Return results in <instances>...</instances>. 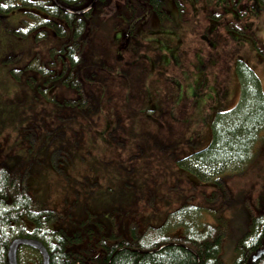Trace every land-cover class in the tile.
<instances>
[{
	"label": "rangeland",
	"instance_id": "obj_1",
	"mask_svg": "<svg viewBox=\"0 0 264 264\" xmlns=\"http://www.w3.org/2000/svg\"><path fill=\"white\" fill-rule=\"evenodd\" d=\"M119 2L100 8L78 69L90 72L83 93L60 81L39 91V72L26 65L47 63L62 38L36 40L42 26L11 32L33 24L31 14L45 16L33 6L5 15L0 161L26 174L31 196L59 213L53 227L68 230L84 222L115 226L123 236L131 225L143 232L183 203L205 207L217 190L229 233L221 258L233 264L234 237L264 207V138L244 170L226 172L220 184L200 181L176 160L207 146L213 117H228L239 102L237 66H250L264 93V7L257 0H244L241 10L224 0H166L169 17L141 15L136 34L124 40L126 21L107 14ZM217 201L212 207L222 206ZM202 218L211 221L206 212Z\"/></svg>",
	"mask_w": 264,
	"mask_h": 264
},
{
	"label": "trees",
	"instance_id": "obj_2",
	"mask_svg": "<svg viewBox=\"0 0 264 264\" xmlns=\"http://www.w3.org/2000/svg\"><path fill=\"white\" fill-rule=\"evenodd\" d=\"M110 1L113 4L115 0H0L2 30L10 32L7 26L3 27L5 15L22 4L35 7L45 16L31 14L35 19L33 24L26 30L19 28L11 32L25 35L42 26L44 29L35 33L36 40L46 38L49 33L62 38L57 47L49 49L47 63L35 65L32 60L26 65L38 70L42 79V84L36 85L39 91L44 93L57 81L77 92L86 91L83 87L85 79L91 78L90 72L78 73V69L85 62L91 33L102 20L100 8L109 7ZM119 1L107 14L112 20L122 17L126 21L124 40L136 34L141 15L152 11L162 21L169 17L166 0ZM243 1L224 0V3L241 10ZM257 1L264 7V0ZM240 10L239 15L243 16ZM235 69L241 83L239 102L227 113L228 117L219 112L213 117L207 146L176 160L202 182L220 184V177L226 172L241 173L255 157V145L261 136L264 138V93L259 79L250 66ZM27 82L33 85L29 77ZM92 96L90 93L89 97ZM220 195L217 190L212 191L205 207L181 204L167 212L158 227H147L139 232L131 225L128 236L113 229L115 226L107 229L84 222L68 230L53 227L59 213L45 208L31 196L26 174L16 175L0 161V264H7V248L15 237L39 240L48 252L49 264H225L221 250L223 239L229 233L220 215L223 208ZM217 199L222 206L212 207L218 203ZM260 211L259 215L250 214L245 231L234 237L233 264H264V255L253 263L250 261L251 254L264 246V207ZM204 212L211 221L203 220ZM41 260L38 249L18 246L17 264H41Z\"/></svg>",
	"mask_w": 264,
	"mask_h": 264
},
{
	"label": "water",
	"instance_id": "obj_3",
	"mask_svg": "<svg viewBox=\"0 0 264 264\" xmlns=\"http://www.w3.org/2000/svg\"><path fill=\"white\" fill-rule=\"evenodd\" d=\"M20 244L28 245L39 250L42 254V264H49V256L47 250L39 240L25 237L13 238L7 248V260L8 264H17V248ZM262 255H264V247L258 248L250 256V261L253 263L257 261Z\"/></svg>",
	"mask_w": 264,
	"mask_h": 264
},
{
	"label": "flooded vegetation",
	"instance_id": "obj_4",
	"mask_svg": "<svg viewBox=\"0 0 264 264\" xmlns=\"http://www.w3.org/2000/svg\"><path fill=\"white\" fill-rule=\"evenodd\" d=\"M39 252V251H38ZM40 253V252H39ZM40 255H41V253H40ZM41 259H42V255H41ZM87 260H89V258L87 259ZM18 263V262H17ZM7 264H8V260H7ZM28 264H31V263H28ZM41 264H42V260H41Z\"/></svg>",
	"mask_w": 264,
	"mask_h": 264
}]
</instances>
